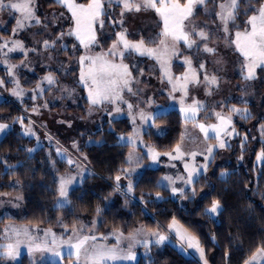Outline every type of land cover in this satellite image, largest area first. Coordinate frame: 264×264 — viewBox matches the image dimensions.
<instances>
[{
    "label": "rangeland",
    "instance_id": "obj_1",
    "mask_svg": "<svg viewBox=\"0 0 264 264\" xmlns=\"http://www.w3.org/2000/svg\"><path fill=\"white\" fill-rule=\"evenodd\" d=\"M13 2H16V0H13ZM76 2L86 3L87 1L76 0ZM105 7L107 14L102 17L104 21L103 28H101L99 24L95 26L96 36L99 43L91 48V51L88 53L90 55L106 52L111 47L113 41L116 40V38L112 40L107 47L103 44V35L106 32V18L110 20L112 28L116 30V33L122 31L123 29H127V39L133 42L139 41L143 38L145 42L148 43L149 40L155 39L161 31L162 22H160L159 17L152 10L141 11L138 13H125L123 18L124 23L123 26H121L119 23H115V21H119L120 19L121 6L114 3L111 8H109L107 4ZM208 8L210 11L206 13L202 7L198 6L192 20L200 27H204V25L207 24L208 27L205 30L209 31L211 36L209 46L216 48V54H208L202 50L197 52L195 48L188 49L184 46L183 42H181L178 45L180 53L179 57H174L171 61V72L174 77L182 75L186 71L187 67L183 64V59L184 57H190L194 68L198 69L199 63L203 62L205 64L206 71L209 74H215L219 78V86L213 87L211 94L209 95L208 89L203 83H189L188 95L187 97H184V103L181 104L183 93L180 91L173 93L171 91L172 85L168 83L166 78H162V73L156 61L145 57L149 61L146 66V70L143 71V75L139 74L136 76L131 71L132 76L135 78L131 87L136 95L128 93L127 90L122 93L123 99L127 101V103H131L133 105L131 114L127 103H123L121 101H117L116 103L105 101L98 105L90 104L88 99V89L79 83L81 65L78 63V60L81 55L85 54V49L82 46H79V42L74 36L65 35L62 41L57 42V46L54 49L47 51L44 50L42 44L43 40H53L60 33H67L68 30L73 27L71 14L66 8L61 6L48 8L41 3L40 0H35V14L41 19L42 23L20 31L15 36L13 35V29L16 27L15 20L19 17V13H13L10 15L8 10L0 11V43L5 40L18 39L24 44L25 49H36L35 52L28 51L27 58H25L23 52L20 50L9 52L6 57L0 53V79L4 81L3 86H0V101L5 98H11L23 104L28 112L29 118L27 122L23 119V126L20 122L19 123L23 133L25 128L29 126L32 128L35 135L30 137H33L36 140V146L34 147L36 150L45 148L47 155L52 162L55 160H63L67 162L68 159L75 161L72 165L68 164L67 170L58 176V180L60 177L75 178V181L69 186V194L72 188L80 185L85 177L91 172L90 166L85 159L86 156L80 152L77 139L78 133L87 134L95 132L103 128L106 121L111 122L117 118L127 117L130 119L133 126V132L131 134H119L118 136L121 144L128 145L127 157H129V153H133L134 157L139 158V162L137 163L134 159V162L129 164V167L127 168L129 169V174L125 180V182H127L124 184L122 181V179L125 178V175H123V178L121 177L119 182L120 185H123L128 190L129 180L133 185L134 177H138L146 167L151 166L160 168L163 170V174L159 183L170 189L172 196L178 199L182 206L186 205L189 197L191 198L196 196L194 192L195 181L202 174L208 176L210 174V166L213 163L215 166L216 164H224V162L228 161V159L230 160V158H228V150L234 144L236 139H240L241 137L244 138L245 136L247 137L248 131L250 133L252 131H258L262 134L261 126L264 125V123H261L257 127L254 124L250 125L248 127V131H243L244 135H241V125L238 123H243L246 119L229 112V109L233 106L237 108L246 107L251 116L253 115L252 108L248 104L257 102V92L259 89L256 84L257 78L254 81L248 82L250 86H246V83L242 80L239 72L242 58L234 51V47L228 46L225 43L223 39L224 33L217 29L219 21L212 11L215 8V4L210 2L208 4ZM61 13H63V16L60 15ZM244 22L242 24V21L237 17L236 24L241 29L244 27ZM229 27L230 31H235L231 25ZM110 36L111 35L109 34V37ZM37 41L40 43H37ZM61 44L65 45L66 48H60ZM74 45H77L75 49L73 48ZM4 51H7V49ZM127 56L129 55L126 54L124 63L129 65ZM109 58L111 59V57ZM4 60L7 61V64L3 63ZM217 60H220L221 63L217 64ZM176 63H180L184 66L183 71L176 72ZM8 65H16V67L12 69L13 74L11 76L7 71ZM259 69L260 68L256 69V77H258ZM49 74H51L56 81L52 85H49L47 81L43 79ZM23 75L25 77L29 75L36 77L37 83L31 86L25 85L22 80ZM200 79L201 81L203 80L202 73L200 75ZM17 80L19 81V87L23 89V94L20 97L13 95V90L16 88L14 81ZM37 85L40 86L39 89L37 88ZM193 100L199 101L203 105V108L197 113L195 123H202L206 127L209 125H218L219 121L214 115L215 112H220L224 116L231 115L232 123L228 127V131H231V129L234 128L235 133H238V135L233 134L228 136L222 132L221 138L226 143L224 148L218 147V141L215 139V134L212 131H209L208 138L205 139L204 133L201 132L198 127L194 126V122L192 120H188L186 122L185 114L181 111V109L187 108L193 103ZM117 107L121 109L120 112L116 111ZM34 108L37 109V111L34 112ZM173 109H178L184 120L182 131L184 139L181 147L182 151L186 153V155H184L182 159H170L166 153H172L175 155L173 149L167 152L158 151L152 146L145 136L150 131L155 134L165 133L167 126L157 123L155 119L158 115L169 112ZM140 110H143L146 114L153 115L154 118L148 120L147 122L142 121L138 115ZM133 116L136 117L135 123H133ZM0 124L5 123L0 122ZM10 128L11 125H9V128L5 130V133ZM134 130L139 132V138L137 139L135 146L128 143L127 140L128 137L135 134ZM3 136L4 135H0V138ZM49 137H51V139H49ZM122 137L124 139H121ZM262 137L264 139V136ZM87 141L88 144L98 142L92 137H88ZM244 141L245 140L241 139L240 144ZM179 143H181V140ZM73 144H75L76 147H73ZM209 146H213L214 150L209 159L205 160V155H207L206 149ZM240 146L242 147V145ZM149 148L159 153L156 160H153L148 155ZM58 149L63 153V155L57 154ZM193 151L198 153L194 159L190 155H187V153H191ZM263 161L264 159L257 160L258 163ZM185 163H188L190 168L195 166L200 169L199 175L194 177L192 184H185L184 180L178 179V177L187 178L188 173L184 167ZM204 164H207L206 171L200 168V166ZM221 173H226L228 175L229 170H222L220 175ZM164 177H171L175 182L169 184L167 180H163ZM13 184L15 186H19L20 181L13 180ZM173 187L183 189V195L179 192L173 194ZM189 191L192 192L190 196H187ZM69 194L67 198L68 203L65 204L64 207L69 206ZM58 199L59 197H57L55 203L56 206ZM24 213V195L21 190L18 189L11 194H0V217L9 215L22 218ZM214 216H217V214ZM174 219L177 224L182 227V229L187 230L189 234L196 236L179 219ZM101 220L102 216L98 215L95 220V229L91 233L87 231V228H91L92 225H85L87 228L83 234H92L98 237L102 236L97 232L99 226L98 224ZM168 225L165 229H148L143 225H139L131 233H134L136 229L143 226L145 232L144 234L137 236V239L148 240L149 246L145 248L144 246L137 244L133 247L132 252L135 254L134 260H117L115 262H108V264H138L141 257H145L149 254V250L152 245L162 246L165 244L177 247L184 255L196 257L202 264H204V261L200 258L199 252H197L194 248H188L187 244L180 240L174 230H169ZM79 226L80 225L77 227ZM13 228H27L33 239L29 240L23 234L17 237L12 231H8L6 233V229ZM46 230H48V228L33 226L16 220H9L5 225L4 240L0 242V245H7L10 243L15 245L18 239L22 242L19 244V247L16 249V253L13 257L3 255L5 249L0 248V257H3V264H19L22 257L25 255L29 258L32 264H74V257L70 258L68 256V248L65 245L60 246L59 251H61V256L59 257L55 256L53 251H48L46 249L35 250V244H43L45 241L48 242L49 248L54 247L51 244L52 237H45L44 235ZM52 232L55 233L53 230ZM149 232H159L167 238L161 244H155V240L158 237L147 235ZM115 233L110 235L113 237L112 239L115 240L114 243H110V240L108 239L98 240L97 242L112 247L116 245L117 242ZM131 233H123V238L120 240V248L125 253L128 251V245L130 243L127 237ZM55 235L58 241L60 239L67 240L73 235L72 228L69 234L65 236L58 235L57 233H55ZM73 242H75V240H73ZM182 244L184 248L183 251L181 250ZM204 252L205 258L207 259L205 249ZM207 262L210 264L208 259Z\"/></svg>",
    "mask_w": 264,
    "mask_h": 264
},
{
    "label": "trees",
    "instance_id": "obj_2",
    "mask_svg": "<svg viewBox=\"0 0 264 264\" xmlns=\"http://www.w3.org/2000/svg\"><path fill=\"white\" fill-rule=\"evenodd\" d=\"M40 2L48 8L60 6L54 0ZM247 3L248 0H241L238 18L242 24L247 17L244 14ZM252 3L259 6V0H252ZM105 31L103 44L107 47L116 38V30L108 18L105 19ZM127 60L136 76L140 70H146L149 61L134 54L127 56ZM183 69L182 64L176 63V72ZM22 80L28 86L37 83V78L30 75H23ZM256 84L259 88L256 105L248 104L253 115L238 123L241 135L248 131L250 125L257 127L264 123V68L259 69ZM19 118L26 122L29 118L22 103L11 98L0 101V122L11 125L0 138V161H3L0 163V194L21 190L25 208L22 218L0 217V242L4 240V228L9 220L51 228L58 235L65 236L73 225H92L101 215L97 232L107 236L110 243L115 242L110 235L117 231L131 233L139 225L148 229H165L177 218L197 236L210 264H244L258 247L264 245V161L257 162V156L264 150V135L258 131L247 132L243 147L240 140L244 138L236 139L228 150L230 160L215 166L213 163L210 174H202L195 181L196 196L189 197L186 205L182 206L170 189L158 186L163 170L156 167L148 166L134 177L131 192L123 185H120V191L115 190L116 175L122 177L124 173L121 170L129 167L128 145L121 144L118 135L131 134L133 126L127 117L106 121L104 127L95 132L78 133L80 152L86 156L91 172L70 191L69 206L57 207L58 176L67 170L68 163L63 160L52 162L45 148L33 153L26 151L36 146V140L24 135ZM155 121L166 125V132L155 134L150 131L146 138L158 151L174 149L183 131L181 112L173 109L158 115ZM88 137L100 143L88 144ZM225 169L229 173L222 177L220 172ZM13 180H19V186H15ZM125 180L126 177L122 179L124 184ZM157 194L160 199H157ZM214 199L220 201L222 209L217 216L210 217L205 214V209ZM2 259L0 257V264H3ZM19 264L32 263L25 255ZM138 264L202 263L196 257L184 255L177 247L165 244L152 245L149 254L141 257Z\"/></svg>",
    "mask_w": 264,
    "mask_h": 264
},
{
    "label": "snow or ice",
    "instance_id": "obj_3",
    "mask_svg": "<svg viewBox=\"0 0 264 264\" xmlns=\"http://www.w3.org/2000/svg\"><path fill=\"white\" fill-rule=\"evenodd\" d=\"M54 2L61 7L67 9L71 14V19L73 21V27L68 30L67 33H60L53 40H43V48L45 51L54 49L57 46L58 41H62L64 36H74L79 42V46L85 49V54L79 57L78 63L81 65L79 74V83H81L85 88L88 89V99L91 105H98L105 101L111 103H116L121 101L127 103L123 99L122 93L127 90L128 93L136 95L131 87L135 78L132 76V72L128 64L124 63V59L127 55L135 54L140 57H148L156 61L159 65L160 71L162 73V78H166L168 83L172 85L171 91H180L183 93L181 98V104L184 103V97L188 95V85L189 83L199 84L203 83L208 89V94H211L213 87L219 86V78L215 74H209L206 71L205 64L203 62L199 63L198 69L193 67L192 59L190 57H184L183 64L186 65V71L180 76H173L171 72V61L174 57H179L178 45L183 42L184 46L188 49L195 48L197 52L203 51L208 54L215 55L216 48L210 47L209 43L211 40L210 32L205 29L208 27L207 24L204 27H200L195 24L192 20L195 10L198 6L202 7L206 13L210 10L208 4L214 3L215 8L212 10L219 21L217 29L224 33V41L228 46L234 47V51L239 54L242 58L240 62L239 72L242 80L246 83V86H250L248 82L254 81L256 77V69L264 68V0H259V7H255L252 0H248L245 8L244 14L247 16L244 22V27L241 29L236 24V19L240 15V5L241 0H185L181 3V0H87L86 3H78L76 0H54ZM121 6L120 19L115 21L123 26L125 13H138L141 11L152 10L159 17L160 22H162V28L155 39H151L148 43L145 42L143 38L139 41H130L127 39V29H123L116 33V40L113 41L111 47L106 52H100L95 55L88 54L91 48L98 44L96 36L95 26L99 24L103 28L104 21L103 16L107 14L105 5L109 8L113 4ZM8 10L10 15L13 13H19V17L16 18V27L13 29V35H17L20 31L27 28L33 27L35 25H40L41 19L35 14V0H0V11ZM252 14L249 15L248 13ZM63 16V13L60 14ZM235 29L234 32L230 31V27ZM46 27V26H45ZM37 43H40L37 41ZM154 45V46H149ZM77 45H74L75 49ZM60 48H66L65 45L61 44ZM7 49V51H4ZM20 50L23 52L25 58H27L28 51L35 52L36 49H25L24 44L18 40H5L0 43V53L3 56H7L9 52ZM111 57V59L109 58ZM3 63L7 64L4 60ZM217 64L221 61L217 60ZM16 65H8L7 71L11 76L12 69ZM135 67V65H133ZM203 74V80L201 81L200 75ZM140 74L143 75V70H140ZM49 85L54 84L55 78L49 74L43 78ZM16 88L13 90V95L20 97L23 94V89L19 87V81H14ZM4 81L0 79V86H3ZM39 89L40 86L37 85ZM42 91V89H41ZM129 112L133 109L131 103H127ZM203 108V105L199 101L193 100V103L187 108H182L181 111L185 114L186 122L192 120L194 126L198 127L201 132L204 133L205 139L208 138L209 131L215 134V139L218 141V147L224 148L226 146L225 141L221 138V133L224 132L226 135L231 136L235 133V129L232 128L228 131V127L232 123L231 115L224 116L220 112H215L218 125L205 126L202 123H195L197 113ZM37 111V109H33ZM117 112H120L119 107L116 108ZM232 114L239 115L243 119H250L251 114L248 112L247 108H237L235 106L229 109ZM139 118L142 121L147 122L153 119V115L146 114L143 110L138 112ZM136 117L133 116V123H135ZM19 122L23 126V118H19ZM31 124V122H30ZM9 128V125L0 124V135L5 134V130ZM135 131V130H134ZM261 133L264 135V125L261 126ZM24 135L33 136L35 133L29 126L24 129ZM139 138V132L135 131L133 136L127 138L128 143L135 146L137 139ZM51 139V137H49ZM121 139H124L123 137ZM183 136L181 137V143H178L173 149L172 153H166L170 159H182L186 153L182 151L181 144L183 142ZM247 140V137H244ZM73 147H76L73 144ZM243 147V144H242ZM213 146H209L206 149L207 155H205V160H208L213 153ZM29 153L36 151L35 148L26 149ZM58 155H63V153L58 149ZM197 152L187 153L193 159L197 155ZM148 155L156 160L159 153L155 152L153 149H148ZM86 159V157H85ZM135 161L138 163L139 158L134 157L133 153H129L127 162L132 164ZM264 159V150L257 156V160ZM3 161H0L2 163ZM67 163L72 165L75 161L68 159ZM185 170L188 175L185 179L184 177H178V179L184 180L185 184H192L194 177L199 175L200 169L195 166L189 167L188 163L184 165ZM200 168L207 170V164L201 165ZM83 171V170H82ZM125 177L129 174V169L121 170ZM222 177H225L226 173H221ZM121 180V175H116V191H120L119 181ZM163 180H167L169 184L174 183L171 177H164ZM75 181L74 177H60L58 183V202L57 207H63L68 203L69 186ZM158 186H162L158 182ZM128 191H132V183L129 180ZM173 194L179 192L183 195V189L172 188ZM19 199V197H18ZM157 199H160L159 194H157ZM222 206L219 200H213L211 206L205 209V214L214 216L219 214ZM99 212V209H97ZM95 222H93L91 228H87L85 225L72 226L73 235L67 240L60 239L57 240L55 233L49 228L45 231V237L51 236V244L53 248L48 247V242L45 241L43 244H35V250L46 249L48 251H53L54 255L61 256V251H59L61 245H65L68 248V256L74 257V264H108V262H115L117 260H134L135 254L132 252V248L137 244L147 248L149 246L148 240H138L137 236L144 234L145 230L143 226L136 229L134 233L129 234L127 239L130 241L128 245V251L125 253L120 248V240L123 238L122 232H116V245L109 247L106 244L98 243V240H107V236H96L92 234H83L85 229L91 233L95 229ZM169 230H174L176 235L179 236L180 240L187 244L188 248H194L200 254V258L204 261V264H208L205 258V252L199 239L187 232V230L182 229L175 219L168 225ZM65 231H68V227L64 226ZM15 233L17 237L23 234L27 239L32 240L33 238L29 234L27 228L24 229H6ZM147 235L158 237L155 240V244H161L167 237L160 234L159 232H149ZM75 240V242H73ZM215 240V237H213ZM22 241L17 240L16 244L0 245V248H4L5 251L3 255L13 257L16 253V249ZM32 250V249H30ZM181 250L183 251V244L181 245ZM244 264H264V245L258 247L252 256L245 260Z\"/></svg>",
    "mask_w": 264,
    "mask_h": 264
}]
</instances>
